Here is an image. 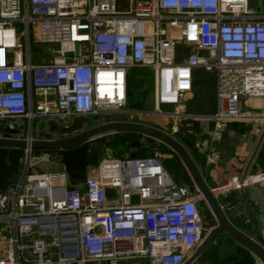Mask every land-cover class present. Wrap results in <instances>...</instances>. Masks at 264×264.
<instances>
[{
    "label": "built area",
    "instance_id": "2783aa9c",
    "mask_svg": "<svg viewBox=\"0 0 264 264\" xmlns=\"http://www.w3.org/2000/svg\"><path fill=\"white\" fill-rule=\"evenodd\" d=\"M251 1L0 0V137L56 139L34 136L35 120L65 131L120 113L133 67L153 73L156 114L181 106L203 68L216 74L211 118L244 119L242 100L264 96V14ZM53 160L25 148L0 193V264H184L205 241V197L177 184L158 152L104 159L77 186L65 168L41 171ZM241 183L262 185L264 172L230 181Z\"/></svg>",
    "mask_w": 264,
    "mask_h": 264
},
{
    "label": "crops",
    "instance_id": "0c3cea01",
    "mask_svg": "<svg viewBox=\"0 0 264 264\" xmlns=\"http://www.w3.org/2000/svg\"><path fill=\"white\" fill-rule=\"evenodd\" d=\"M253 3L261 5L263 8L261 13L264 14V0H253ZM199 69L196 70V73ZM207 72H209V78L215 73ZM196 78L195 74L194 89L186 94L181 106H174V110L163 115L165 118L158 119L155 121L156 123H151V120L147 119L141 124L168 132L177 139L191 155L220 204L225 205L231 202L240 213L246 214L247 221L238 225L237 228L264 247V184L230 185V181L235 177L244 179L264 172V96H250L242 100L241 111L245 116L244 119L217 124L211 118L217 109L216 74L214 87L212 84L200 86L198 78ZM133 86L134 81L130 77L129 96ZM187 116L192 125L185 127L181 125V121L185 120ZM70 122V128L78 124L73 122V119ZM112 122L133 121L123 119L98 122L94 125H87V127L84 124L79 125L80 130L85 131ZM170 125L173 126L172 130H170ZM53 129L58 130L55 125ZM109 138L110 135L99 138L93 141V145L102 152L105 142ZM148 139L153 138L144 136L141 142ZM167 147L171 149L169 146ZM157 152L161 155L162 163L171 158V154H164L156 149L154 156L157 155ZM90 170H88L89 176ZM186 174L191 179L186 185L194 186L193 178L188 172ZM205 205L203 204V209ZM210 215L215 223L213 225L207 223L209 225L207 233L217 225L212 212ZM193 264H263V262L252 251L238 244L229 234L224 233L219 235Z\"/></svg>",
    "mask_w": 264,
    "mask_h": 264
},
{
    "label": "water",
    "instance_id": "95a60500",
    "mask_svg": "<svg viewBox=\"0 0 264 264\" xmlns=\"http://www.w3.org/2000/svg\"><path fill=\"white\" fill-rule=\"evenodd\" d=\"M76 47L78 51L79 45L77 44ZM181 125L188 127L192 125V122L185 119L181 121ZM170 128L172 130L173 126L170 125ZM190 128L192 129L191 126ZM71 130L77 134L60 139L30 142L19 138L0 137V193L7 190L18 174L24 149L29 146L36 150L51 152L53 158L57 159L68 173L70 184L77 186L87 181L89 169L99 166L100 151L93 145V141L121 133L131 151L130 158L134 159L146 156L141 140L147 136L166 144L179 155L183 169L191 175L194 185L205 197L204 209H209L216 220V227L207 234L203 244L184 264H193L214 243L215 239L224 233L252 251L264 264V247L237 228L238 225L247 221L246 214L240 213L231 202L225 205L220 204L187 149L168 132L135 122H112L85 131L80 130V125H75Z\"/></svg>",
    "mask_w": 264,
    "mask_h": 264
},
{
    "label": "rangeland",
    "instance_id": "374dc122",
    "mask_svg": "<svg viewBox=\"0 0 264 264\" xmlns=\"http://www.w3.org/2000/svg\"><path fill=\"white\" fill-rule=\"evenodd\" d=\"M251 8L256 9L258 12H262L263 8L259 4H254L253 1L250 2ZM128 7V0H119V8L121 9H126ZM33 35L34 38H38V26L34 27L33 30ZM47 50L46 47H37L34 48V51L36 52H45ZM186 50V47L180 48V51ZM178 60H182L178 58ZM209 72H207L205 69L200 68L197 73H196V78L198 80V83L200 86L204 85H209L212 84L214 87L215 83V73L212 74V77L209 78ZM130 77L134 81V86L130 92V96L128 99L127 106L120 112V113H115V114H102L97 117H92V116H87V117H82L78 119H73V122L79 123V124H84L85 127L87 125H94L95 123L98 122H110L114 120H123V119H130L133 122H143L148 120H151V123H156L158 119H163V115H159L155 113L156 110V103H155V97H154V91H155V83H154V76L150 68L144 67H133L130 70ZM136 85V87H135ZM162 110L165 113H169L171 110H174V106H166V104H163L161 107ZM162 121V120H161ZM8 122L2 123V126L4 124H7ZM71 123V122H70ZM56 126V129L59 130H54L53 126ZM64 123L60 121H52L49 119H44V120H35L34 126H33V132L34 136L38 135V132L41 133L43 137H48V138H63L67 137L70 135H73L77 132H74L69 129H65L63 131ZM113 158H118V159H123L122 157L116 156L113 153V150L109 147H104L102 152H100V161H103L104 159H113ZM64 167L63 165L57 160L54 159L53 161L49 163H44L41 165V171H60ZM96 168H91L90 170V175L93 176L95 175ZM173 179L175 180L174 176H172ZM205 213L211 214V211L209 209L202 210V216L204 218L205 222V227L208 230L209 225L207 224L206 221V216ZM208 231L204 233V238H206Z\"/></svg>",
    "mask_w": 264,
    "mask_h": 264
},
{
    "label": "trees",
    "instance_id": "16d2710c",
    "mask_svg": "<svg viewBox=\"0 0 264 264\" xmlns=\"http://www.w3.org/2000/svg\"><path fill=\"white\" fill-rule=\"evenodd\" d=\"M105 138V137H103ZM105 146L113 150V153L116 156L122 157L123 159H130L131 151L127 147L123 134L116 133L110 135L108 141L105 142ZM142 148H145L147 151L146 157H153L154 150H159L164 154H171V158L164 160L163 164L169 173L174 176L175 182L179 185H186L190 182V177L187 176V172L183 169L180 162L179 156L165 146L163 143L156 141L154 139H148L147 141L141 142ZM207 223L214 224L215 221L209 213H205Z\"/></svg>",
    "mask_w": 264,
    "mask_h": 264
},
{
    "label": "flooded vegetation",
    "instance_id": "af4514ba",
    "mask_svg": "<svg viewBox=\"0 0 264 264\" xmlns=\"http://www.w3.org/2000/svg\"><path fill=\"white\" fill-rule=\"evenodd\" d=\"M77 125H79V123L77 124ZM59 130V129H58ZM59 131H61V130H59ZM73 135H75V134H73ZM70 136H72V135H70ZM68 137V136H67ZM56 139H60V138H56Z\"/></svg>",
    "mask_w": 264,
    "mask_h": 264
}]
</instances>
